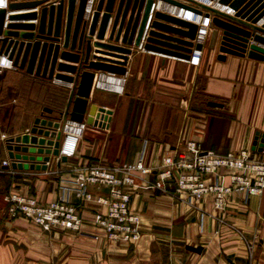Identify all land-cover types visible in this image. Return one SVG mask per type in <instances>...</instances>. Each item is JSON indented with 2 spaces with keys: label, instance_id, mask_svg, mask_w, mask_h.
<instances>
[{
  "label": "crops",
  "instance_id": "1",
  "mask_svg": "<svg viewBox=\"0 0 264 264\" xmlns=\"http://www.w3.org/2000/svg\"><path fill=\"white\" fill-rule=\"evenodd\" d=\"M109 29L110 24L104 40ZM95 50L92 47V54L105 57ZM201 50L199 63L192 65L139 48L128 55L123 92L90 94L89 103L112 111L108 127L88 126L74 154L59 164L51 156L44 170L11 167L10 173L1 168L0 264H264V191L247 198L233 193L224 210L214 212L210 198L190 203L137 180L130 208L139 215L140 237L133 243L108 240L93 223L94 212L103 208L73 195L82 217L77 232L42 230L23 217H7L2 210V194L8 190L50 201L78 168L131 162L142 151L144 163L157 167L162 156L182 152L189 140L203 150L225 154L245 149L252 158L263 160L264 145L262 150L258 145L253 149V141L255 136L264 137V61L231 54L218 59L217 45L208 48V40ZM57 62L67 63L60 58ZM14 75L23 87L35 89L37 100L20 99L22 92L11 82ZM69 86L0 67V162L7 158L3 136L25 132L42 107L51 108L55 116L63 111ZM88 189L93 195L107 194L106 188Z\"/></svg>",
  "mask_w": 264,
  "mask_h": 264
},
{
  "label": "water",
  "instance_id": "2",
  "mask_svg": "<svg viewBox=\"0 0 264 264\" xmlns=\"http://www.w3.org/2000/svg\"><path fill=\"white\" fill-rule=\"evenodd\" d=\"M87 1L9 0L7 8L0 10V58L29 75L70 85L63 111L55 116L51 108L42 107L25 132L4 139L13 169L44 170L51 156L58 164L66 161L65 155H59L66 119L108 127L112 111L89 103L95 72L124 75L128 55L141 46L182 60L203 47L195 41L197 25L192 21L162 10H154L149 21L153 0H93L86 11ZM160 1L211 16L208 48L217 45L218 59L231 54L264 61V21L257 25L264 18V0H209L233 10L232 15L197 2L201 9L182 0ZM25 9L36 10L18 13ZM93 37L96 41H92ZM92 47L105 57L92 54ZM58 58L67 63L57 62ZM256 145L262 150L263 136H255L253 149ZM186 248L201 250L199 246Z\"/></svg>",
  "mask_w": 264,
  "mask_h": 264
},
{
  "label": "built area",
  "instance_id": "3",
  "mask_svg": "<svg viewBox=\"0 0 264 264\" xmlns=\"http://www.w3.org/2000/svg\"><path fill=\"white\" fill-rule=\"evenodd\" d=\"M186 1H189L188 5L193 7L200 8L197 3H201L227 14L234 13L228 7L213 5L209 0ZM8 2L9 0H0V10L7 8ZM92 2L93 0L87 1L86 11L89 10ZM154 10H162L194 22L197 25L195 41L204 46L208 40L212 27L211 16L194 14L183 8L171 7L160 0H153L149 21ZM263 21L264 18L257 25ZM258 46L262 47V45ZM201 51V49L193 50L190 58L185 61L197 65ZM2 60L3 58L0 59V67H12L10 61L8 66L2 65ZM125 80L126 74L115 75L97 71L92 81V90L121 93ZM88 126L85 121L75 122L66 119L62 125L59 155H73L78 140ZM5 138L6 136H3V139ZM10 163L8 157L2 159L0 170L5 168L13 173ZM137 180L153 191L184 199L190 203L210 198L212 210L220 212L224 210L228 197L233 193L242 194L247 198L260 195L264 191V159L252 158L245 149L218 154L212 150H203L196 141L189 140L182 152L162 156L157 167L144 163L142 151L131 162L94 163L78 168L66 184L59 185V193L50 201H42L15 189L8 190L2 194L5 203L2 210L7 217H23L42 230L59 228L77 232L81 229L82 217L80 207L71 200L73 195L80 202L92 201L96 208H103L94 212L93 223L104 232L108 240L133 243L140 237L139 215L130 208L131 196ZM89 186L106 188L107 194L93 195L88 189Z\"/></svg>",
  "mask_w": 264,
  "mask_h": 264
},
{
  "label": "rangeland",
  "instance_id": "4",
  "mask_svg": "<svg viewBox=\"0 0 264 264\" xmlns=\"http://www.w3.org/2000/svg\"><path fill=\"white\" fill-rule=\"evenodd\" d=\"M12 80H14V81H12ZM18 80H21V78L19 77V76H17V75H14L13 76V79H11V82L12 83H14V82H16L17 84H16V86H17V88L22 92V93H20V95H21V97H20V99H22V100H28V98H30V100L31 99H35V100H37V98H38V96L36 95V92H35V89H32V88H30V89H26V87H28L29 88V86L28 85H24V86H26V87H23V85H21V82H18ZM26 83V82H25ZM6 86V85H5ZM16 88V87H15ZM14 91L13 92H15V94L16 95H18V92L17 91H15L16 89H13ZM123 91H124V87H123ZM4 93V92H3ZM2 93V94H3ZM26 94H27V96H26ZM65 97V96H64ZM19 99V98H18ZM2 181V182H1ZM4 180L3 179H1L0 178V182L1 183H4L3 182Z\"/></svg>",
  "mask_w": 264,
  "mask_h": 264
},
{
  "label": "bare ground",
  "instance_id": "5",
  "mask_svg": "<svg viewBox=\"0 0 264 264\" xmlns=\"http://www.w3.org/2000/svg\"><path fill=\"white\" fill-rule=\"evenodd\" d=\"M1 62H2V65L8 66V61L6 59H3ZM118 88H120V85H118Z\"/></svg>",
  "mask_w": 264,
  "mask_h": 264
}]
</instances>
